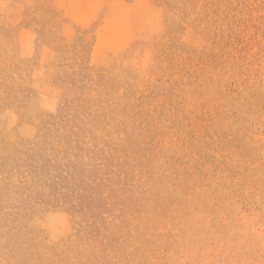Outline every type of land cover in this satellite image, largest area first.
<instances>
[{
	"label": "rangeland",
	"instance_id": "374dc122",
	"mask_svg": "<svg viewBox=\"0 0 264 264\" xmlns=\"http://www.w3.org/2000/svg\"><path fill=\"white\" fill-rule=\"evenodd\" d=\"M0 264H264V0H0Z\"/></svg>",
	"mask_w": 264,
	"mask_h": 264
},
{
	"label": "bare ground",
	"instance_id": "6f19581e",
	"mask_svg": "<svg viewBox=\"0 0 264 264\" xmlns=\"http://www.w3.org/2000/svg\"><path fill=\"white\" fill-rule=\"evenodd\" d=\"M140 3V2H139ZM104 11V10H103ZM161 13V12H160ZM118 21V20H117ZM33 26V25H32ZM75 28V27H74ZM93 28V27H92ZM58 33V32H57ZM19 93V92H18ZM49 117V116H48ZM26 126V125H25ZM15 260V259H14Z\"/></svg>",
	"mask_w": 264,
	"mask_h": 264
}]
</instances>
